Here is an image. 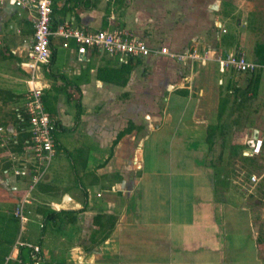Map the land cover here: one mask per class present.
Returning a JSON list of instances; mask_svg holds the SVG:
<instances>
[{"label":"crops","instance_id":"1","mask_svg":"<svg viewBox=\"0 0 264 264\" xmlns=\"http://www.w3.org/2000/svg\"><path fill=\"white\" fill-rule=\"evenodd\" d=\"M257 4L53 0V28L69 21L89 31L128 29L150 46L210 51L212 59L153 54L130 58L129 72H118L125 64L118 55L90 49L81 57L74 39L64 46L66 39L54 36L42 77L44 104L57 123L56 153L30 193L32 212L22 224L14 210L29 192L35 162L23 145H0V264H264V183L247 200L231 171L213 160L223 154L217 134L208 140L209 127L225 120L236 89L247 84L238 81L244 72L220 70L217 57L242 52L264 65L256 55L264 44V6ZM32 24L29 11L0 5V127L9 138L23 130L17 109L28 89L23 62ZM257 72L261 82L250 105L264 80V68ZM225 99L229 108L220 119ZM250 130L252 139L264 125ZM9 152L30 175L6 173ZM247 157L264 174V149ZM43 208L77 211L78 218L47 219Z\"/></svg>","mask_w":264,"mask_h":264},{"label":"built area","instance_id":"2","mask_svg":"<svg viewBox=\"0 0 264 264\" xmlns=\"http://www.w3.org/2000/svg\"><path fill=\"white\" fill-rule=\"evenodd\" d=\"M8 1L20 10H27L33 21V39L27 59L23 65L30 71L27 79L28 89L24 95L23 106L18 108V116L23 130L30 133V137L23 143V148L31 152L34 159V171L28 186L29 192L15 207L14 214L25 224L29 220L32 210L30 193L45 176L52 158L56 153L57 123L47 112L44 104L45 88L48 85L43 79L45 69H48L52 62L53 49L52 39L54 36H62L66 39L64 46H69V40L74 39L77 43V51L81 57L88 54L90 49H97L102 52L116 54L122 63H126L132 57L144 58L153 54H162L170 58H177L180 61H201L207 64L212 59L210 51L200 52L196 49L186 52H176L168 46L153 47L128 29H99L89 31L85 28L73 26L69 21L60 23L56 28L52 27V15L54 12L53 0H0V5ZM220 70L233 69L238 73H252L263 69L264 65L252 61L242 52H234L226 57H217ZM17 138L7 137L5 127H0V145L8 148L11 143L17 144ZM248 148L244 149V156H256L263 153L264 130H257L254 138L249 139ZM6 173L11 172L15 176L30 175V168L22 162L20 156L15 152H9ZM20 164V165H19ZM247 174L244 169L238 170L239 180ZM245 181L240 182L241 188L246 194H250L256 185L264 180V174L251 173ZM237 182V181H235ZM44 223H42V227ZM33 247L36 251L39 246L24 242Z\"/></svg>","mask_w":264,"mask_h":264},{"label":"rangeland","instance_id":"3","mask_svg":"<svg viewBox=\"0 0 264 264\" xmlns=\"http://www.w3.org/2000/svg\"><path fill=\"white\" fill-rule=\"evenodd\" d=\"M254 1L256 2V4L260 3L261 5L257 4L260 7L264 6V0H254ZM248 76H249V73L238 74V81L240 83L245 84V81ZM261 85L262 87L260 90V95L258 96V98H255L253 100L252 104L250 105L251 107L249 106L248 107L249 109H247V112L250 114V117L247 123L243 121L240 127L234 124L233 120L235 119L237 114H235V112L233 111L231 112V108H230V110L227 111L225 116L223 117L225 119L223 120V123H224L223 131L218 130V133L216 135L218 149H220V153L222 151L223 154H221L222 156L215 155L213 157V160L218 164L223 163L225 168L231 171L229 173L232 177L231 182L234 184V186L238 188V192L240 190L243 191L242 190L243 188L241 187L239 183L243 181L247 183L246 179L248 178L247 176L249 174L251 173L258 174L260 171H262L261 168L255 170L256 167L254 166L257 165L258 163L257 161L249 159V158L246 159L241 154L239 155V153H235L232 149L233 144H240L243 146V149H244V147L246 146L245 145L246 142L250 138L249 135L251 134V130H250L251 127L255 128V127H261L264 125V80L262 81ZM239 114L240 112H238V115ZM223 143H226V145ZM219 145H220V148H219ZM244 165L248 167L244 169L245 171H247V174L244 175L243 178L239 180V183H238V171H237L239 169L238 166L245 167ZM234 180H236L237 182H235ZM262 182L264 183V180ZM243 192H240V193L243 194ZM244 194H245L244 196L248 197L247 200L251 201L250 194H246L245 192Z\"/></svg>","mask_w":264,"mask_h":264},{"label":"trees","instance_id":"4","mask_svg":"<svg viewBox=\"0 0 264 264\" xmlns=\"http://www.w3.org/2000/svg\"><path fill=\"white\" fill-rule=\"evenodd\" d=\"M256 55L260 62H264V44L258 45L256 49ZM132 65L133 64L130 60L126 62L125 64H123V66L120 69H118V72L119 70L121 71L123 69L129 72V70L132 68ZM100 77H101V74H100ZM260 82H261V73L257 71L252 72V73H249V76L247 77L246 86L245 87L239 86L238 89H236V92L238 94V97H237L238 99L233 102L230 108H231V111L233 112L235 111L240 112L238 117L233 120V123L238 125L239 127L243 123L244 120L247 123V120L249 119L250 114L247 112V109H249L248 107L250 106V101L252 100V98L257 96ZM228 108H229V101L225 99L223 104L220 106V119H222L223 115L225 114ZM46 109H47V112L52 116V118L55 119L54 117L55 115L51 111V107H49L48 105L46 106ZM223 127H224L223 122H221L220 124L210 126L208 129V140L213 141L214 135L218 133V130L223 131ZM19 129L22 130L23 125H19ZM132 129H133V125L127 127L124 131L121 132L119 137L123 136L127 132H131ZM21 132L22 133L17 138L18 140L17 144H15L17 147L19 146L18 148H21L23 143H25V140L30 137V133L24 130H22ZM232 149L235 153H239L240 155L241 150L243 149V146L240 144H233ZM243 157L246 159L248 158L252 159V157H247L244 155ZM41 211L46 215L47 219L60 218V219H67L68 221H71V222H75L78 218L77 211H71V210L56 211L53 209H46V208L41 209Z\"/></svg>","mask_w":264,"mask_h":264}]
</instances>
